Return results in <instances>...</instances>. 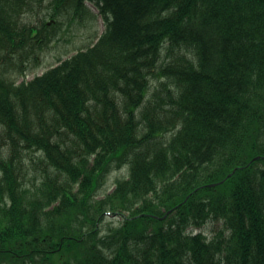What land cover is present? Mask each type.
Listing matches in <instances>:
<instances>
[{"label": "trees", "instance_id": "16d2710c", "mask_svg": "<svg viewBox=\"0 0 264 264\" xmlns=\"http://www.w3.org/2000/svg\"><path fill=\"white\" fill-rule=\"evenodd\" d=\"M87 1L97 43L17 84ZM4 263L264 264V0H0Z\"/></svg>", "mask_w": 264, "mask_h": 264}, {"label": "rangeland", "instance_id": "374dc122", "mask_svg": "<svg viewBox=\"0 0 264 264\" xmlns=\"http://www.w3.org/2000/svg\"><path fill=\"white\" fill-rule=\"evenodd\" d=\"M88 10L83 11L81 16L79 15H70L65 14L59 19L57 24V38L53 41L50 46V49L42 56L40 59V65L33 67L39 64V59L37 62L29 63L28 67L30 70H26L25 73L19 75L16 79L17 84H20L23 81L29 82L32 81L36 76H41L51 67H55L62 60H66L75 55L80 49H86L87 46L95 44L105 29L102 19L98 16V12L93 8L91 3H87ZM47 11L46 2L44 6L36 7L35 10L30 13L29 17L31 22L34 25H39L42 17ZM51 20V19H50ZM49 21V20H48ZM14 68H10V73H15ZM158 86V83L153 82L151 87L154 90ZM43 167L40 168L42 170ZM40 170H33V167L27 168L32 174L31 178L40 176ZM127 175V170H119L113 172L110 176L109 183L107 187H110L107 192H110L114 188V183L117 179H121ZM120 220L119 218H117ZM116 216L112 214H107L104 217L103 226L106 224H116L118 220ZM213 228L219 230L221 225L214 224ZM212 226L208 227V230H211Z\"/></svg>", "mask_w": 264, "mask_h": 264}]
</instances>
